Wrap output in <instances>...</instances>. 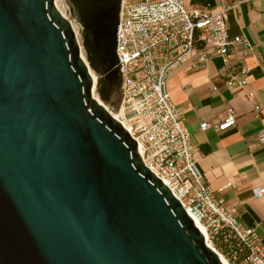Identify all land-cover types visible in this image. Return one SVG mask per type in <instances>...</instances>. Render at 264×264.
<instances>
[{
	"label": "water",
	"instance_id": "95a60500",
	"mask_svg": "<svg viewBox=\"0 0 264 264\" xmlns=\"http://www.w3.org/2000/svg\"><path fill=\"white\" fill-rule=\"evenodd\" d=\"M0 0V264H223L117 105L122 0ZM118 100V99H117Z\"/></svg>",
	"mask_w": 264,
	"mask_h": 264
},
{
	"label": "built area",
	"instance_id": "2783aa9c",
	"mask_svg": "<svg viewBox=\"0 0 264 264\" xmlns=\"http://www.w3.org/2000/svg\"><path fill=\"white\" fill-rule=\"evenodd\" d=\"M228 29L226 7L203 8L182 0H122L116 44L122 81L115 113L138 143L144 164L197 222L218 257L228 264H264V240L254 227H242L206 182L196 165V148L185 120L166 89L171 70L193 57L204 62L212 56L222 60L227 87L244 85L243 76L249 72L245 58L256 48L244 35H230ZM254 108L258 110L257 105ZM235 124V111L227 105L220 121L201 122L200 129L224 131ZM257 141L264 146V127L257 131ZM253 193L264 195V187Z\"/></svg>",
	"mask_w": 264,
	"mask_h": 264
},
{
	"label": "crops",
	"instance_id": "0c3cea01",
	"mask_svg": "<svg viewBox=\"0 0 264 264\" xmlns=\"http://www.w3.org/2000/svg\"><path fill=\"white\" fill-rule=\"evenodd\" d=\"M182 1L210 9L226 7L229 34H242L255 45V54L245 58L249 72L242 86L227 87L220 70L222 60L212 56L204 62L193 57L171 70L166 89L185 120L196 148V165L206 182L238 223L254 227L264 240V195L253 193L264 187V146L257 141V131L264 127V0ZM227 105L235 111L234 127L200 129L201 122L220 121Z\"/></svg>",
	"mask_w": 264,
	"mask_h": 264
},
{
	"label": "rangeland",
	"instance_id": "374dc122",
	"mask_svg": "<svg viewBox=\"0 0 264 264\" xmlns=\"http://www.w3.org/2000/svg\"><path fill=\"white\" fill-rule=\"evenodd\" d=\"M54 3H55V0H54ZM55 6H56V5H55ZM58 6H59V9H60L61 11L64 12L65 17L70 21V23L73 24V26H72V25H71V26H72V28H73V30H74V32H75L77 38L80 40V26H79V24L76 22V20L70 15V13H69V7H68L67 3L65 2V0H61V1L58 3ZM56 7H57V6H56ZM57 9H58V8H57ZM59 9H58V10H59ZM60 10H59V11H60ZM63 16H64V15H63ZM95 94H96V96L99 98L96 87H95ZM112 100L117 101V105H111L109 102H104V101H102V100H101V102H102L103 104H105V105L107 106V108H108L111 112L115 113V110L117 109V106H118L119 99L117 100V96H115V97L112 98Z\"/></svg>",
	"mask_w": 264,
	"mask_h": 264
},
{
	"label": "bare ground",
	"instance_id": "6f19581e",
	"mask_svg": "<svg viewBox=\"0 0 264 264\" xmlns=\"http://www.w3.org/2000/svg\"><path fill=\"white\" fill-rule=\"evenodd\" d=\"M61 0H55V5L57 6V8L59 9V6H58V3L60 2ZM60 10V9H59ZM60 12H61V14L62 15H64L65 16V14H64V12L63 11H61L60 10ZM71 25L73 26V24L71 23ZM91 75H92V78H93V87H92V95H93V97H95L96 99H97V101L100 103V104H102L103 106H104V108L112 115V116H114L115 118L117 117V115H116V113H113V112H111L108 108H107V106L105 105V104H103L102 102H101V100L96 96V94H95V81H96V75L93 73V72H91ZM196 223V225L198 226V224H197V222H195ZM219 258H220V260H221V262L223 263V264H228L225 260H224V258L223 257H221V256H219Z\"/></svg>",
	"mask_w": 264,
	"mask_h": 264
},
{
	"label": "flooded vegetation",
	"instance_id": "af4514ba",
	"mask_svg": "<svg viewBox=\"0 0 264 264\" xmlns=\"http://www.w3.org/2000/svg\"><path fill=\"white\" fill-rule=\"evenodd\" d=\"M117 99H119V93H118V95H117Z\"/></svg>",
	"mask_w": 264,
	"mask_h": 264
}]
</instances>
